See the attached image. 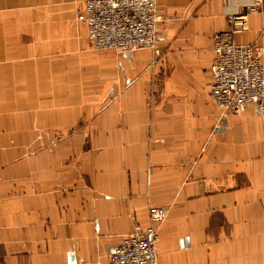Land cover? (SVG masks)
Wrapping results in <instances>:
<instances>
[{
    "label": "crops",
    "instance_id": "1",
    "mask_svg": "<svg viewBox=\"0 0 264 264\" xmlns=\"http://www.w3.org/2000/svg\"><path fill=\"white\" fill-rule=\"evenodd\" d=\"M86 0H0V264H110L166 209L160 264H264V115L209 96L214 47L264 46V0H158L157 49L93 48Z\"/></svg>",
    "mask_w": 264,
    "mask_h": 264
},
{
    "label": "built area",
    "instance_id": "2",
    "mask_svg": "<svg viewBox=\"0 0 264 264\" xmlns=\"http://www.w3.org/2000/svg\"><path fill=\"white\" fill-rule=\"evenodd\" d=\"M262 2L252 0L245 12L228 15L233 33L248 30L249 15L258 12ZM76 18L86 26L95 49L127 53L155 50L160 43L158 0H86L77 7ZM214 52L209 84L214 104L228 114L254 105L264 115V46L227 39L218 41ZM166 215L164 207H150V224L127 236L111 253L110 264H160L157 228Z\"/></svg>",
    "mask_w": 264,
    "mask_h": 264
}]
</instances>
